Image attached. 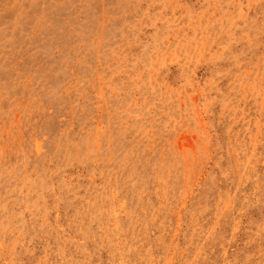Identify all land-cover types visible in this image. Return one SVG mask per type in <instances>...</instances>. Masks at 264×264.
I'll use <instances>...</instances> for the list:
<instances>
[{
	"label": "rangeland",
	"instance_id": "rangeland-1",
	"mask_svg": "<svg viewBox=\"0 0 264 264\" xmlns=\"http://www.w3.org/2000/svg\"><path fill=\"white\" fill-rule=\"evenodd\" d=\"M0 264H264V0H0Z\"/></svg>",
	"mask_w": 264,
	"mask_h": 264
}]
</instances>
